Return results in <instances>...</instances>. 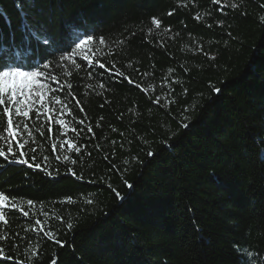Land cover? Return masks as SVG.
Here are the masks:
<instances>
[{
    "label": "trees",
    "instance_id": "obj_1",
    "mask_svg": "<svg viewBox=\"0 0 264 264\" xmlns=\"http://www.w3.org/2000/svg\"><path fill=\"white\" fill-rule=\"evenodd\" d=\"M3 59L52 111L0 142V264H264V0H0Z\"/></svg>",
    "mask_w": 264,
    "mask_h": 264
},
{
    "label": "snow or ice",
    "instance_id": "obj_2",
    "mask_svg": "<svg viewBox=\"0 0 264 264\" xmlns=\"http://www.w3.org/2000/svg\"><path fill=\"white\" fill-rule=\"evenodd\" d=\"M218 2V0H217ZM22 10V9H21ZM86 21L84 22L85 31L82 35L76 36L73 38L70 34L65 37L63 48L65 50H71L72 46L75 45L77 48L81 46L87 47V45L93 40V36L88 32L86 27ZM153 24L156 25L157 28L160 27V21L154 19ZM100 44H104L105 40L103 37L98 38ZM47 42V41H46ZM91 52V49H88ZM76 53H72L75 55ZM67 59V58H65ZM102 68L103 64L100 65ZM45 68L48 65H44ZM71 75V73H69ZM42 72L40 71H24L20 66H12L6 59L0 60V106H2V113L6 117L4 121V126L0 129V142H5L7 144V152L12 153L14 156L16 153L13 150V144L17 145L20 149V155H25L26 142H22L20 137L24 134V130L29 128L28 123H21V121L27 119H31V114L34 111V106L39 105L40 108L43 109L45 113H49L52 109L49 108L48 104L45 103V99L47 97L46 85L40 82V77L42 76ZM50 75V74H49ZM122 75V73H121ZM130 83L132 81H129ZM103 86V85H102ZM71 85H69V88ZM219 92V89H216ZM54 103L61 104V98L59 96L54 97ZM77 105L80 104V101H75ZM68 100L65 99L63 101V107L67 108ZM83 111V108L80 109ZM38 113V109H36ZM71 110L69 109V112ZM15 117V119H14ZM53 117L51 115L48 116V120H52ZM59 125L66 126L65 121L63 119L56 121ZM81 124L84 123L83 120L80 121ZM187 127V125H184ZM73 132H76L77 129L73 127ZM28 136L32 135L31 131L27 132ZM55 147V145L53 146ZM72 147H76L72 145ZM79 151V148H76ZM5 152L0 150V156H4ZM32 159H35V156H32ZM22 163L27 164L28 160L20 161ZM75 163V161H73ZM37 167H39L37 165ZM75 173H73L74 175ZM129 188L132 185H128ZM120 194L117 193V196ZM9 197L0 193V207H7L6 201H8ZM33 201L29 200L28 204L31 205ZM16 204H12V208H16ZM24 216H28L29 213L23 211ZM0 220H3L4 224H8V220L5 219V213L0 211ZM37 224H40V221H36ZM69 228L72 227L71 224L68 225ZM52 264H55V261H52Z\"/></svg>",
    "mask_w": 264,
    "mask_h": 264
},
{
    "label": "rangeland",
    "instance_id": "obj_3",
    "mask_svg": "<svg viewBox=\"0 0 264 264\" xmlns=\"http://www.w3.org/2000/svg\"><path fill=\"white\" fill-rule=\"evenodd\" d=\"M41 83H43L41 80H40Z\"/></svg>",
    "mask_w": 264,
    "mask_h": 264
}]
</instances>
